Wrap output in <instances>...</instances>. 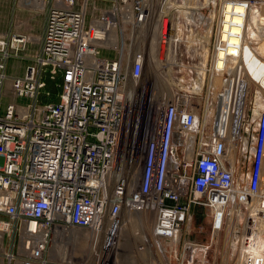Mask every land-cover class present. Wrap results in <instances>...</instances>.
<instances>
[{
  "label": "built area",
  "instance_id": "2783aa9c",
  "mask_svg": "<svg viewBox=\"0 0 264 264\" xmlns=\"http://www.w3.org/2000/svg\"><path fill=\"white\" fill-rule=\"evenodd\" d=\"M17 3L45 13L46 25L22 76L10 77L7 62L24 58L33 36L0 34V249L8 264H218L223 255H210L223 231L227 264H264V58L244 48L243 63L217 66L221 51L242 50L221 45L228 7L258 9L264 0H221L217 29L218 0ZM186 66L222 74L218 94L209 83L204 98V80L190 95L162 83ZM58 78L59 101L41 104L47 79ZM7 91L22 102L5 103ZM195 206L208 211L209 243L187 237ZM144 216L153 217L151 232Z\"/></svg>",
  "mask_w": 264,
  "mask_h": 264
},
{
  "label": "rangeland",
  "instance_id": "374dc122",
  "mask_svg": "<svg viewBox=\"0 0 264 264\" xmlns=\"http://www.w3.org/2000/svg\"><path fill=\"white\" fill-rule=\"evenodd\" d=\"M16 4V5H15ZM212 4V3H211ZM212 7L207 9H203V13L207 14L209 11L215 10L214 9V5H211ZM19 7V8H18ZM221 8V0H218V6H217V11H216V19H215V27L217 29V25L219 22V10ZM19 10V11H18ZM17 12H21L20 14H30V11L23 8L22 6H19L18 3H16V0H0V34L1 35H7L9 33V25H10V21H17ZM21 21L23 20V18H20ZM251 21V17L249 18L248 22L250 23ZM27 29V25L24 22H20L16 28V30L14 29L15 32L17 33H21ZM204 30V25L201 26V31ZM13 31V30H12ZM214 34V33H213ZM262 36L264 37V30L262 31ZM257 41H254V43ZM261 42H264L261 41ZM155 47V46H154ZM184 51H187L186 49H184ZM189 52V51H188ZM186 55H188L187 52H185ZM211 54H212V50H211ZM185 63L186 64H192L195 63L193 62V59H191L189 56H185ZM202 66V64H201ZM200 69V68H199ZM191 68H189L188 66H186L184 68V70L180 73L177 72H171L168 74H162L164 75L162 77L163 79V84H165L166 86H170V88L173 91L179 92V93H183L185 95H190L192 93V91H195V89H193V87L195 86V84L197 83L196 79L200 82V84L202 83V81L204 80V82L206 83V87L203 89V97L207 98V95L209 93V95L211 96L212 93L210 91L211 88H209V90H207V84L212 83V85H214V81H215V77L214 79L210 76L209 73L204 74L203 71L200 69L197 72L196 71H190ZM201 71V72H200ZM154 81L153 83L155 84H162L160 81H158L159 75L156 73L152 72V77H151ZM171 79H174L175 82ZM48 80V79H47ZM51 80V79H49ZM53 82H55V84L58 81L57 80H51ZM198 82V84H199ZM57 86H59V83L57 84ZM9 91H7L5 97H4V102H9V101H19L22 102L21 99H16L14 97H12L9 93ZM61 92V91H60ZM43 93H49L46 92L45 89L43 91ZM42 93V94H43ZM41 94V95H42ZM216 90H214V95L216 96ZM48 95V94H47ZM60 95V94H59ZM41 97V96H40ZM201 99V96H196L195 98H193V102L198 103ZM208 211L205 207H201V206H195L191 212V218H190V222H189V228H190V232L188 233L187 237H190L193 240H197L201 243H209L212 239V226L210 225V218L207 216ZM152 218V217H151ZM150 218V219H151ZM150 219L148 220L150 223ZM153 219V218H152ZM147 221V225L149 224ZM146 231L151 232V226H145ZM127 230H129L127 232V235H129L131 233V227H127ZM148 236V235H146ZM217 236V234L215 235V237ZM227 233L225 231H223L222 233L219 234V245L213 249L212 254L210 255V259H215L216 256H218V258H220L222 255V260L219 262L218 260V264H227V262L229 263V257H228V252L226 249V245H227ZM139 240L136 239L135 243H138ZM140 243H138L139 245ZM218 249V251H216ZM75 251V250H74ZM221 253H220V252ZM224 252V253H223ZM76 256H80V254L78 252L75 253Z\"/></svg>",
  "mask_w": 264,
  "mask_h": 264
},
{
  "label": "bare ground",
  "instance_id": "6f19581e",
  "mask_svg": "<svg viewBox=\"0 0 264 264\" xmlns=\"http://www.w3.org/2000/svg\"><path fill=\"white\" fill-rule=\"evenodd\" d=\"M208 1L209 0H207V3H208ZM228 9H229V12H236L237 14L231 15L228 12L225 15L226 21L224 22V24L222 26V34H221L222 43H221V45L224 46L225 43H229L230 45L239 44L241 46L242 50L240 51L239 48H235V47L231 46L227 49V51H224L227 54V56L223 51H221L219 54V59H218V64H217V66L220 70H223L224 68H226L228 62L231 63L230 70L235 66L237 67L240 63H243V55L242 54H243L244 48L249 49L248 53L249 54L251 53V55L253 57L258 58V56H256V55H257V53H259L262 55V58H264V42H261L264 40V37L262 36V31L264 30V5L258 9H255L254 7H250L247 9L241 5H236L235 7L229 6ZM250 17H251V21L249 23L248 20ZM244 22H245V29H244V33H243ZM209 29H210V33L212 34L213 26L211 25ZM229 33H233V34L230 35ZM154 39H155V37H154ZM254 41H257L258 47H256V48L258 49V51L256 49L252 48V42H254ZM154 46H155V44H153L152 53H154L155 51H159V40L156 41V47H154ZM247 60H248V58H247ZM260 67L261 68L259 69L257 77L261 78L260 80L262 81V84L264 85V62L263 61H262V63H260ZM218 73H223V71H218ZM148 75L150 78L152 77L151 72H148ZM214 82H215L214 83L215 90H216V93L218 94V89L221 86V84L223 83L222 74H217L215 76ZM132 94H133V92H132ZM263 94H264V92H263ZM229 96H232V98H233V93L231 92ZM229 104L230 103H227V109L230 106ZM227 114H229V111ZM230 114H231V111H230ZM123 217H124V221L129 220V219L132 221L134 219V216H129L127 214H125ZM151 217L152 216H144L142 218L144 228H145V226L149 225V226H151V229H152V225H153V219L152 218L153 217L152 218ZM147 219L148 220L150 219V223ZM147 221L149 223L148 225H147ZM126 223H127V225L125 226L126 231L123 230V234H122L123 236H125L123 242H126L128 240L127 237L129 235H127V232L129 230H127V227L132 226L129 221ZM259 241H260V243L264 242V237H263V239L260 237Z\"/></svg>",
  "mask_w": 264,
  "mask_h": 264
},
{
  "label": "crops",
  "instance_id": "0c3cea01",
  "mask_svg": "<svg viewBox=\"0 0 264 264\" xmlns=\"http://www.w3.org/2000/svg\"><path fill=\"white\" fill-rule=\"evenodd\" d=\"M16 3H17V0H16ZM27 10L30 11V14L27 15L25 13L21 15L20 14L21 12H17L18 13L17 21L15 20L10 21V25H9L10 29H9V33L7 34L8 37L12 33H17L14 31V29L16 30L20 22H24L27 25V29L24 30L22 34H31L33 36V41L28 42L25 50L23 51L24 58L10 59L7 62L6 71L10 77L22 76L25 73L26 67L30 63V59L38 55L42 48V38L44 36L45 25H46V14L31 10V9H27ZM20 18H23V20L21 21ZM41 104H44V103H41ZM0 264H8L7 258L5 257V254L2 252L1 249H0Z\"/></svg>",
  "mask_w": 264,
  "mask_h": 264
},
{
  "label": "trees",
  "instance_id": "16d2710c",
  "mask_svg": "<svg viewBox=\"0 0 264 264\" xmlns=\"http://www.w3.org/2000/svg\"><path fill=\"white\" fill-rule=\"evenodd\" d=\"M58 81L56 84L55 82L51 80H47L45 91L49 92V95L46 93H43L40 97L41 103H47V102H58L59 101V94L61 91L60 86H57V84L61 82V79L58 78Z\"/></svg>",
  "mask_w": 264,
  "mask_h": 264
}]
</instances>
